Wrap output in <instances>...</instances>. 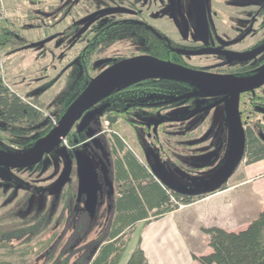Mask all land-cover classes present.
Wrapping results in <instances>:
<instances>
[{"label":"flooded vegetation","instance_id":"af4514ba","mask_svg":"<svg viewBox=\"0 0 264 264\" xmlns=\"http://www.w3.org/2000/svg\"><path fill=\"white\" fill-rule=\"evenodd\" d=\"M54 1L52 4L45 1L39 2L40 6L34 0H27V3L32 7L36 5L37 8L42 7L46 10L44 13L47 17L45 16L44 23L49 25V28L60 24L66 25L64 30L38 40L36 43L41 45L40 48L43 49L50 42L55 45L66 40L73 43L86 40L85 46L80 49L73 61L69 74L75 70V67L80 73V63L83 61L81 57L84 54L89 58L87 74L91 80L114 63L137 56H150L188 69L232 78L252 77L264 69V0H109L108 2L106 0L107 4L97 10H92L89 5L85 6L83 0ZM85 8L87 13L81 16V12L83 13ZM1 16L0 20L3 19V13ZM77 29L79 34L76 33ZM126 34L132 36L131 41L135 42V50L133 49L128 54L108 55L107 53L111 50L115 52L117 49V53L122 52L121 48L128 39ZM96 54L104 55L99 58H104L106 62L100 71L97 73L94 71L95 73L91 76L90 73L93 71H91L90 63ZM252 54L253 56L250 57ZM246 56L249 58L238 59ZM72 77L70 76V80ZM163 79L153 78L138 81L141 82L137 91L139 96L131 100L130 103L122 104L120 102L119 105H123V107L118 110L119 118L114 124H110L106 120L108 126L115 125L123 118L132 126L137 138H139L140 133H145L148 138L157 137L161 128L166 130L168 129L167 125L175 123V118L179 121H186V118L197 109L213 104L216 105L209 111L217 110L221 118L227 120L224 100L229 97L204 94L194 84L177 77L170 76L165 81ZM90 81L87 80L86 76L76 78L73 88L77 90L67 104L72 103L79 96L77 95L74 99L77 91L80 88L84 90ZM107 97L90 109L105 106L102 115L97 118L112 116V110H115V108H110L109 101L106 100ZM237 99L238 114L244 134L248 128L255 131L254 127L247 123L243 117L246 115L250 119L252 115L249 113L253 110L261 114L264 120V85L250 92L237 95ZM195 100L206 102L197 106L194 103ZM31 105L39 111L41 117L44 113L46 114H44L46 120L41 119V122L45 121L47 126L37 134L36 131L39 126L35 127L36 130L29 136L33 134L32 138H36L46 129H49L50 132L58 125L64 109L59 114H53L42 110L35 104ZM52 118L55 119L56 126L53 124ZM97 118L92 119L89 125L80 132L85 131L84 133L88 135V132L98 129ZM134 121H137L138 124H132ZM159 121L163 122L160 124ZM206 122L204 119L198 122L197 131ZM78 125L79 121L73 126L69 134L78 129ZM208 125L207 128L211 126V123ZM174 131L176 130L173 129V133ZM0 134L6 135L3 132ZM186 134L179 133V137H186ZM257 134L264 140L263 133L258 132ZM28 137H23V139ZM94 138L102 139L103 142V139L106 138L104 131L100 130L97 134L90 136L87 141L75 147H71L67 138H65L67 147L59 145L61 150L73 149L71 161L75 167V175L70 174L59 194H47V189L36 192L28 177L25 179L24 175L22 177L16 175L17 173H27L26 170L30 171L35 166L14 169L0 165L1 209H6L11 197H78L77 184L78 179L82 177H79L76 155H80L84 160L83 172L87 168L95 169L102 183L109 184L115 178L114 171H110V167L113 165L110 159L111 153L108 148L96 146L92 142ZM36 141L25 143L24 149L10 143V141L5 143L6 141L0 139V150L10 153H13L14 150L20 151L19 149L27 151L34 146ZM96 148L105 149H101L102 155L109 156L106 166L98 159L99 153L95 150ZM104 159L106 160V158ZM12 206L13 204L10 208ZM10 208L4 212L9 211ZM2 214L4 213L0 215Z\"/></svg>","mask_w":264,"mask_h":264},{"label":"rangeland","instance_id":"374dc122","mask_svg":"<svg viewBox=\"0 0 264 264\" xmlns=\"http://www.w3.org/2000/svg\"><path fill=\"white\" fill-rule=\"evenodd\" d=\"M34 1L38 3L37 5L42 1L48 4L55 2L54 0ZM83 1H85V6L89 5L92 10H97L107 4L109 0L107 2L106 0ZM0 3L3 8L0 7V13L3 12L4 17L10 20L14 26H18V34L27 43L14 53H7V51L5 53V50L0 51L1 79L18 95L24 96L31 101L35 100L33 101L35 105L42 110L53 114L61 113L77 90L73 87L75 85L74 81L80 76L79 70L75 67V70L71 74L69 73L73 61L76 59L80 49L85 46L86 40L83 39L79 43L66 40L61 44L55 45L50 42L43 47L44 50L40 47H32L31 43H36L38 40L64 30L66 25H57L50 28L47 33L45 23L40 21L42 15L40 12H37L40 15L37 21L33 24L28 23L24 10L30 9V5L26 1L0 0ZM32 8H36V5ZM86 13L87 10L85 8L83 13L81 12V16ZM76 33L79 34L78 29ZM126 36L128 39H126L127 42L121 48V53H117L116 49L115 52L111 50L107 54L130 53L134 49L135 42L131 41V35L126 34ZM60 51L62 52L59 53ZM102 56L104 55L96 54L92 58L90 66L93 72L90 73L91 76L104 67L106 60L99 58ZM68 75L73 76L71 80ZM51 81L53 82L49 84ZM48 84L50 86L46 87ZM205 102L201 100L194 101L197 106H201ZM249 114L252 115L250 119L246 115L243 119L254 127L256 132L264 134L263 116L253 110ZM41 119L46 120L44 114ZM176 119L174 121H179ZM202 119L206 120L207 124L205 123L197 131L196 125ZM135 123L138 124L137 121L132 124ZM209 123H211V126L207 128ZM96 125H98V129L88 132V135L90 137L95 133L97 134L100 130L104 131L106 138L103 139V142L99 138H94L92 142L98 147L109 148L110 159L113 163L118 159H123L126 154H130L148 172L150 170L154 171L171 187L186 193H196L203 190L214 174L224 166L223 164L226 163L231 154V134L227 127L226 119H222L217 110L203 112L191 120L167 125L168 129L161 128L157 137L149 138L145 133H140L139 138H137L132 126L123 118L113 126H108L105 118H97ZM46 126L47 123L42 121L36 134ZM173 129L176 130L174 133ZM222 130L223 132H221ZM179 133L187 134L186 137H179ZM33 136L32 134L28 138ZM117 139L120 140L122 150L117 145ZM20 141H10V143L24 148L25 146L23 145H26L27 138ZM101 149L98 151V159L106 166L109 156H103ZM244 162L245 160L238 164L236 172L229 178L228 183L231 184L235 181ZM26 171L28 172L24 174L17 173L16 175L20 177L24 175L25 179L28 177L36 192L41 189H47V194L54 195L60 193L66 179L69 178L71 173H75V167L68 157V152L56 147L52 153L44 156L38 165L31 168L30 171ZM112 181L105 185L100 180L96 170L88 168L83 172L82 178H79L77 184L78 193L80 192L79 196L84 197V208L95 218L86 237L87 241L98 236L105 226L108 216H110L111 204L109 199L113 194ZM99 196H101V199L98 198ZM19 198L21 197H14V200L9 202L6 209H1L0 207V214L5 213L4 211L8 210L12 204H16ZM28 198L30 199L29 206H35L39 210L41 207L50 204L56 199V196ZM178 215L168 214L149 223L137 225L118 264H125L137 244L144 250L149 264H186L179 258L182 242L177 227L180 219ZM13 221L17 222L16 220ZM1 260L9 261L13 264L20 263L19 256L16 254L6 255L3 249H0Z\"/></svg>","mask_w":264,"mask_h":264},{"label":"trees","instance_id":"16d2710c","mask_svg":"<svg viewBox=\"0 0 264 264\" xmlns=\"http://www.w3.org/2000/svg\"><path fill=\"white\" fill-rule=\"evenodd\" d=\"M45 11L42 7L33 9L30 6V9L24 10L25 18L29 24H33L40 16L37 12H40L42 14L40 21L44 22L47 17ZM45 26L48 33L51 27L49 28L47 24ZM26 44L25 39L18 34V26H14L3 16L0 20V51L14 53ZM31 46L36 48L41 45L35 43ZM81 58L83 61L80 63L79 78L86 76L90 81L87 74L89 58L85 54ZM140 83L121 86L108 95L106 100L109 101L110 108H115L112 110V116L105 117L110 124H114L119 118L118 110L123 107L119 105L120 102L130 103L139 96L137 91ZM49 84L46 87H49ZM82 90L83 88H80L77 91L74 99ZM33 101L11 90L0 76V132L6 134L5 136L0 134V139L6 142H19L23 137H28L34 132L35 127L41 125L42 117L31 105L35 104ZM70 103L64 107L61 115ZM48 132L49 129H46L36 138H27L25 143H34V140L44 138ZM84 132L75 129L66 137L71 147L88 140L89 135ZM257 133L248 128L244 134L242 160L246 163L264 158V140ZM117 145L122 150L119 139ZM95 150L100 151L99 148ZM64 151L68 152V157L71 159L73 149ZM112 168L115 186L114 194L109 199L110 216L95 239L86 240L95 218L84 208V197L79 195L56 197L39 210L35 206H29L28 197H21L9 211L0 215V249L5 250L6 255L19 256V264H118L137 224L142 220L147 221L149 212L153 208L156 209L154 216L157 218L176 210L177 206L172 205L167 191L154 180L153 175L157 174L151 170L148 172L132 155L126 154L123 159L116 160ZM159 178L164 181L163 178ZM226 183L220 189L225 188ZM163 184L183 205L191 204L210 193L202 191L186 193ZM98 198L101 199V196ZM12 200L14 197L8 202ZM202 230L208 235L211 251L194 257L195 264H264V211L240 231H227L216 226ZM0 264L13 263L1 260ZM125 264H149L139 244L131 252Z\"/></svg>","mask_w":264,"mask_h":264},{"label":"water","instance_id":"95a60500","mask_svg":"<svg viewBox=\"0 0 264 264\" xmlns=\"http://www.w3.org/2000/svg\"><path fill=\"white\" fill-rule=\"evenodd\" d=\"M252 56L253 54L250 55V57ZM247 58L249 57H239L238 59L243 60ZM130 75H132V80L126 84L120 85L121 82ZM170 76L194 84L204 94L229 97L224 100V109L227 117L226 121L231 131V154L226 163L223 164L224 166L214 174L205 188L201 191L213 192L219 189L227 182L228 178L241 162L243 156L244 130L238 114L237 95L250 92L263 86L264 69L259 74L252 77L232 78L229 76L209 74L188 69L150 56H137L120 60L93 78L64 112L58 125L54 127L46 137L37 140L30 150L13 151V153L0 150V165L14 169L30 168L38 165L44 156L52 153L56 147H59L61 140L66 138L78 121V130L82 131L89 125L92 119L100 117L105 106L98 109H90L99 101L106 98L111 92L130 83L153 78L167 79ZM215 105L199 108L186 119L188 120L200 113L207 112ZM162 122L163 121H159L160 124ZM76 160L79 177H82L84 160L80 155H76ZM155 176L160 179L158 175ZM160 181L165 183L168 187H171L164 182L165 180L163 181L160 179ZM171 188L175 189L173 187Z\"/></svg>","mask_w":264,"mask_h":264},{"label":"crops","instance_id":"0c3cea01","mask_svg":"<svg viewBox=\"0 0 264 264\" xmlns=\"http://www.w3.org/2000/svg\"><path fill=\"white\" fill-rule=\"evenodd\" d=\"M110 171L113 172L112 166ZM113 182L114 179L111 184L115 186ZM155 210L153 208L149 212L147 221L142 220L137 225L149 223L168 214H179L177 227L182 242L179 258L183 263L195 264L194 257L211 251L208 235L202 229L216 226L227 231H240L264 211V158L251 163L244 162L233 183L230 184L227 180L225 188L210 192L182 209L157 218L154 216Z\"/></svg>","mask_w":264,"mask_h":264},{"label":"built area","instance_id":"2783aa9c","mask_svg":"<svg viewBox=\"0 0 264 264\" xmlns=\"http://www.w3.org/2000/svg\"><path fill=\"white\" fill-rule=\"evenodd\" d=\"M2 4L0 3V6H1ZM2 8V7H1ZM3 9V8H2ZM3 13V12H2ZM2 13H1V15H2ZM0 15V16H1ZM2 17V16H1ZM45 114V113H44ZM46 115V114H45ZM52 122H53V124L56 126V121H55V119L54 118H52ZM62 146H64V147H67V141H66V139H63V140H61V143H60ZM153 178H154V180L158 183V184H160L161 186H162V188L164 189V190H166L167 191V193H168V195H169V197H170V202L172 203V205H176L177 206V209H181V208H183L185 205H183L182 203H180V202H178L175 198H174V196L170 193V190H167V188L165 187V185L163 184V182L162 181H160V179H158L155 175H153Z\"/></svg>","mask_w":264,"mask_h":264},{"label":"bare ground","instance_id":"6f19581e","mask_svg":"<svg viewBox=\"0 0 264 264\" xmlns=\"http://www.w3.org/2000/svg\"><path fill=\"white\" fill-rule=\"evenodd\" d=\"M130 80H132V75L128 76L127 78H125L120 85L126 84L128 83Z\"/></svg>","mask_w":264,"mask_h":264}]
</instances>
